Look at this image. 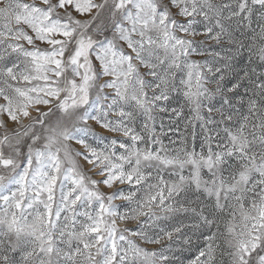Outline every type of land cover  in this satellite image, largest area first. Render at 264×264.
Wrapping results in <instances>:
<instances>
[{
  "label": "snow or ice",
  "instance_id": "obj_1",
  "mask_svg": "<svg viewBox=\"0 0 264 264\" xmlns=\"http://www.w3.org/2000/svg\"><path fill=\"white\" fill-rule=\"evenodd\" d=\"M0 264H264V0H0Z\"/></svg>",
  "mask_w": 264,
  "mask_h": 264
}]
</instances>
